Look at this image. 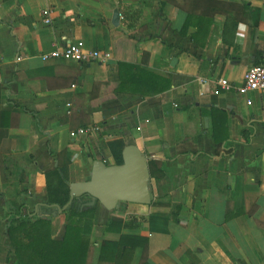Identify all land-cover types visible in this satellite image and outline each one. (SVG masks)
I'll return each instance as SVG.
<instances>
[{"label": "crops", "instance_id": "crops-1", "mask_svg": "<svg viewBox=\"0 0 264 264\" xmlns=\"http://www.w3.org/2000/svg\"><path fill=\"white\" fill-rule=\"evenodd\" d=\"M67 43L111 58L41 60ZM120 62L170 85L144 98L114 95ZM256 65L264 0H0V111L19 114L0 137V264H19L2 220L26 206L51 215L50 237L60 240L66 215L47 207L45 174L63 167L69 184L86 181L95 160L114 164L107 142L117 138L160 162L164 177L150 180L148 206H96L87 264H112L97 254L120 237L105 231L113 215L127 225L121 235L147 240L130 264H264V94L216 84L239 86Z\"/></svg>", "mask_w": 264, "mask_h": 264}, {"label": "trees", "instance_id": "trees-1", "mask_svg": "<svg viewBox=\"0 0 264 264\" xmlns=\"http://www.w3.org/2000/svg\"><path fill=\"white\" fill-rule=\"evenodd\" d=\"M212 3V2H211ZM191 17L186 18L184 29H187ZM190 21V22H189ZM118 81L112 84V94L139 95L144 98L152 94H158L169 87L168 80L152 75L141 70L135 65L118 63ZM19 114L0 111V137L11 128H17ZM242 137L246 138V132L242 131ZM125 142L121 138L107 142V147L114 160V165L122 163L121 153ZM49 147V146H48ZM216 148V152H217ZM53 156L55 152L49 148ZM149 158V157H148ZM150 178L160 180L164 177L161 163L153 159L148 160ZM15 170L22 167L13 162ZM47 207L53 206L63 209L69 202V183L67 169L58 167L45 174ZM89 199L82 197L74 199L63 213L66 215V223L63 237L53 240L50 237L49 217H39L27 211L26 206H21L17 215L8 216L2 221L6 224L5 235L10 242L13 254L19 264H87L91 248L89 233L96 216V206H86ZM52 211V210H50ZM156 218L149 217L147 224H151ZM127 225L122 218L111 216L105 225L106 232L120 234L118 241L104 240L99 244L97 261L112 264H130L132 255L137 248L147 249V240L143 237L121 235V229ZM151 232L154 229L150 228Z\"/></svg>", "mask_w": 264, "mask_h": 264}, {"label": "water", "instance_id": "water-1", "mask_svg": "<svg viewBox=\"0 0 264 264\" xmlns=\"http://www.w3.org/2000/svg\"><path fill=\"white\" fill-rule=\"evenodd\" d=\"M112 25H119L117 11L113 12ZM121 157L120 165H107L102 160H95L88 180L69 184V202L63 209L57 208L58 212L62 213L74 199L84 196L89 199L85 203L86 206H94L97 203L107 212H114L120 203L150 205L151 178L147 163L150 158L135 145L125 146Z\"/></svg>", "mask_w": 264, "mask_h": 264}, {"label": "built area", "instance_id": "built-area-1", "mask_svg": "<svg viewBox=\"0 0 264 264\" xmlns=\"http://www.w3.org/2000/svg\"><path fill=\"white\" fill-rule=\"evenodd\" d=\"M44 16H48V12L44 11ZM44 24H50L49 19H44ZM111 56L109 53H100L97 50H86L81 43H67L61 50H53L47 54L41 55V60L47 62L49 60L59 59L64 61H71L75 63L87 64L95 61H108ZM217 86L222 90L235 89L239 95L245 96L250 93H262L264 94V66H252L242 78V83L239 86L230 84L225 79H219L216 81ZM215 94H219V91H215ZM247 104L250 105L251 101L247 100ZM70 107V106H68ZM87 133L85 129H78L75 132H71L70 136L73 138L76 135L82 136Z\"/></svg>", "mask_w": 264, "mask_h": 264}, {"label": "rangeland", "instance_id": "rangeland-1", "mask_svg": "<svg viewBox=\"0 0 264 264\" xmlns=\"http://www.w3.org/2000/svg\"><path fill=\"white\" fill-rule=\"evenodd\" d=\"M125 203H120V208H116V210L115 211H121V209L122 208H124V207H126L125 205H124ZM113 213V212H112ZM118 212H116V214H117ZM92 229V228H91ZM91 234V232L89 233V235ZM98 237V236H97ZM95 240H99V237L98 238H96ZM89 253H91V249H90V251H89ZM92 256H89L90 257V261H92V260H95V256H96V253H95V251L93 250L92 251V254H91ZM89 257H88V260H89ZM88 260H87V262H88ZM93 263V262H92ZM90 264V263H89Z\"/></svg>", "mask_w": 264, "mask_h": 264}]
</instances>
